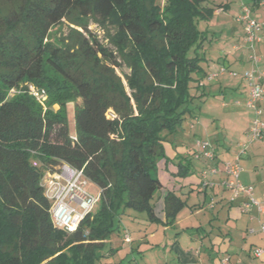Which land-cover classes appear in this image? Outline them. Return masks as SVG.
I'll list each match as a JSON object with an SVG mask.
<instances>
[{
	"label": "trees",
	"instance_id": "obj_1",
	"mask_svg": "<svg viewBox=\"0 0 264 264\" xmlns=\"http://www.w3.org/2000/svg\"><path fill=\"white\" fill-rule=\"evenodd\" d=\"M240 2L251 11L264 5ZM216 8L228 10L219 0H0V264H105L99 250L122 209L160 223L159 198L151 203L163 187L158 163L213 73L198 24ZM81 19L112 27L114 50ZM64 20L85 34L53 36ZM123 64L129 93L116 74ZM28 85L44 89L46 101L32 99ZM63 165L100 193L72 234L53 226L42 184ZM189 174L177 164L178 176ZM161 200L164 223L172 224L185 201L172 192Z\"/></svg>",
	"mask_w": 264,
	"mask_h": 264
},
{
	"label": "rangeland",
	"instance_id": "obj_2",
	"mask_svg": "<svg viewBox=\"0 0 264 264\" xmlns=\"http://www.w3.org/2000/svg\"><path fill=\"white\" fill-rule=\"evenodd\" d=\"M159 2L161 3V1ZM235 2H238V0H230L226 3L228 6L226 12L219 11L216 8L215 14L208 22H199L198 24V29L206 32L208 36V41L202 53L208 61L209 68L213 69L212 74L215 77L211 81L207 79L203 81L206 86L204 93L202 94L199 91L197 93L198 97L193 99L194 111L191 116L184 120L182 132L167 137L166 146L171 152L175 153L172 162L175 167L167 166L168 170L158 172V177L167 184H176L184 179L180 176L175 179V176L171 174V172H177L178 163L189 167V177L192 176L200 182L205 180L200 175L203 172L209 173L212 166L209 167L210 161L194 158V152L197 151L196 140H208L215 149L216 154H218L217 157L223 161L240 157L242 167L247 162L246 155L251 146L246 149L244 144L248 132L246 129H249L248 127L251 125L253 112L244 106L247 85L242 76L251 68L250 56H257L260 60L262 56L260 51L256 53L255 45L251 47L244 41L242 24L236 20L238 11L233 6V8H229ZM251 18L263 21L264 5L252 10ZM79 21L87 25V30L96 36L97 41L110 50H114L108 42L114 34L112 27L106 24H98L92 19H81ZM72 29L83 35L85 34L80 27L64 20L60 26L53 29V36L63 39ZM256 48L259 49V45H256ZM222 63L223 65H221ZM221 66L227 68V70L223 74L217 75V70ZM204 68L207 67L204 65ZM116 74L121 77L126 87L124 76L129 75V69L123 64L116 69ZM126 91L129 93L127 87ZM191 92L195 94V90H191ZM237 102L240 103L239 106L241 107L235 104ZM73 106L72 103L67 106L70 136H73L75 131ZM262 155L264 156V154ZM259 167V172L264 173V168ZM202 188L198 189L196 185L190 184L177 193L185 201V205L177 213L173 228L157 227L146 220V215L143 212H137L131 208L122 209L120 215L114 221V231L105 241L104 247L99 250V255L103 256L100 259L101 262L105 264H177L175 260L173 261V256L170 253V248L175 242L172 239L179 236V244L183 247L190 235L195 238L198 237L197 232L195 234H184L192 230L187 229L191 225L196 227V231H200L199 237H201V240L198 241L197 247L209 246V240L216 238L219 231L227 232L232 223L228 222L227 224L225 215L222 214L223 217L219 215V207L212 208L217 206L215 204L219 201L221 195L213 196L210 189L205 193ZM85 190L95 197L100 194L98 188L90 181L87 182ZM160 194L164 196L166 193L161 190L156 191L151 200L152 204L155 203ZM199 205L201 207H198ZM161 208L160 215L162 216L164 215L163 204H157L156 213L158 215ZM95 209L93 207V211ZM259 216V220L264 221V215ZM247 219V215H240L239 217V223H243L240 225L241 232L247 223ZM238 232L240 231H236V233L232 231L231 234L234 235V238H237L239 236ZM128 237L129 240H127Z\"/></svg>",
	"mask_w": 264,
	"mask_h": 264
},
{
	"label": "built area",
	"instance_id": "obj_3",
	"mask_svg": "<svg viewBox=\"0 0 264 264\" xmlns=\"http://www.w3.org/2000/svg\"><path fill=\"white\" fill-rule=\"evenodd\" d=\"M226 4L230 0H219ZM239 12L236 20L242 24L243 38L246 43L253 47L255 44L264 42V20L258 21L251 18V10L243 3H239ZM221 11V9H219ZM251 68L242 76L247 85V99L244 106L253 112V119L246 134V149L253 143L259 141L264 145V121L261 120L262 105H264V69H259V59L257 56H250ZM225 68L222 66L218 74H223ZM211 74L208 80L213 79ZM28 93L32 99L39 103L46 101L47 95L44 89L35 88L28 85ZM239 105L240 103H235ZM72 139V138H71ZM197 151L194 153L196 159H204L210 162L217 160L215 149L208 140H196ZM240 157L222 162V169L227 180L223 186L228 193V202L234 203L241 199L240 209L243 214L248 215L249 220L258 222L257 233L264 235V221L259 220V215L264 214V195L260 199L254 197L252 187L241 184L239 177L241 166ZM218 170L211 167L209 173L203 172L202 177L215 175ZM46 196L51 201L50 219L53 226L66 234L74 233L82 220L93 211L99 200L97 197L88 194L85 190L88 180L80 170H76L67 165H63L59 172L45 173L42 179ZM256 209L258 217L255 218L251 212ZM248 234H255V230L247 229ZM264 260V247H255L251 253V262ZM222 264H228V260H223Z\"/></svg>",
	"mask_w": 264,
	"mask_h": 264
},
{
	"label": "crops",
	"instance_id": "obj_4",
	"mask_svg": "<svg viewBox=\"0 0 264 264\" xmlns=\"http://www.w3.org/2000/svg\"><path fill=\"white\" fill-rule=\"evenodd\" d=\"M232 6L235 7L237 10V6H238L237 2H235L234 5L232 4L229 8L230 9L233 8ZM256 45H259V49L256 48ZM254 49L256 53L260 51L262 56L261 60L259 59L260 61L258 64V68L264 69V42L260 44H255ZM247 94L244 98L245 100L247 99ZM237 106L241 107L239 105ZM261 120L264 121V105H262ZM246 130L248 131V129ZM163 145H164V152L166 153L167 161L162 160L158 163L159 171L168 170L167 166L175 167V164L172 163L175 153L171 152V150L167 148L166 142ZM262 154H264V145L261 142L257 141L251 145L250 150L247 152L246 155L247 162L243 167L239 160L242 169L239 180L241 184H243L244 186L252 187L254 192V197L256 199H260L264 195V173L259 172V168H260L259 166H262L261 168H264V156ZM216 155L218 156V154ZM222 162L224 161L219 157H217V160L215 162H211L209 167L211 166L215 167L218 170V172L215 175H210V176L207 175L205 178L202 177L203 180L205 179L203 182L202 181L200 182L199 180L197 181L196 178H193L192 176L189 177V175L187 176L188 178L185 177L183 180L179 181L176 184H167L159 178L163 185L161 191H165V193L172 192L175 195H177V193L181 192L180 190L185 188L186 185L194 184L196 185V187H198V189H201L204 186L202 189L203 192L205 193L210 189L213 196L217 197L218 196L217 194H220L221 196H219V201L216 202L215 204L217 206L216 207L213 206L212 208L215 209L219 207V211H218L219 215L222 216V214H224L226 218L225 221L227 222V224L228 222L232 223L230 224L231 227L227 232L223 233L219 231V234L218 236H216V238L210 239L209 246L202 245V247L201 246L197 247V245L199 244L198 241L201 240V237H199L200 231L198 230L196 231L195 229L196 227L195 226L192 227V225L187 228L188 230L189 229L192 230L185 232L184 234L185 235H188L187 233L195 234L197 232L198 237L195 238L190 235L188 240H186L185 245H183V247H181L179 244L178 241L179 236L173 238L172 240H174L175 242L172 244V247L170 248L171 251L170 253L173 256L172 257L173 261L175 260L177 264H222L223 260H228V264H249L251 262L252 250L255 247H264V235L256 232L258 228L257 220L254 219L253 221H250L248 217L247 223L243 227L242 232L240 230L241 229L240 225H242L243 223L242 222L241 224L239 223L238 221L239 217L240 215L244 216L246 214H243L241 212L240 209L241 199L232 204L227 202L228 193L225 191L223 186L224 182L227 180V175H225L223 172ZM171 174L175 176V179H177L176 178L178 177L177 172L176 173L171 172ZM161 194L158 195L157 197V199L159 198L157 204L162 203L161 198L163 196ZM198 207L201 206L199 205ZM193 209H197V208H193ZM159 212L160 213L159 215L157 214V216L158 219H160V223L158 224L151 223V224L156 225L157 227L161 226L164 229L173 228L174 222L169 225L164 223L165 222L164 215L162 216L160 215L162 212V208ZM251 214L255 218L258 217V213L255 208H253ZM199 227L201 228L200 223H199ZM247 229H253L255 230L256 233L250 235L246 232V235L248 236L247 237L245 235V231ZM232 231H234V233H236V231H240L238 232L239 236L237 238H234V235L231 234ZM127 240H129V237L127 238ZM253 263L264 264V260L254 261Z\"/></svg>",
	"mask_w": 264,
	"mask_h": 264
}]
</instances>
